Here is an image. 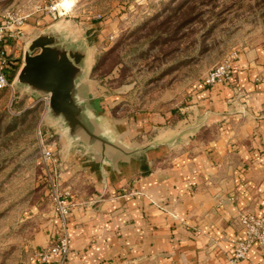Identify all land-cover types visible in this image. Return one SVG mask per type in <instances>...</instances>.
<instances>
[{"label":"crops","instance_id":"obj_1","mask_svg":"<svg viewBox=\"0 0 264 264\" xmlns=\"http://www.w3.org/2000/svg\"><path fill=\"white\" fill-rule=\"evenodd\" d=\"M40 14L28 18L26 40L13 46L4 42L18 72L28 42L48 28L39 27L46 22ZM86 63L83 89L91 113L111 116V99H102L92 64ZM235 73L233 86L204 85L188 102L197 105L186 107L193 114L180 122L146 112L123 124L110 117L105 128L124 145L141 147L149 138L161 146L117 156L103 168L94 156L71 150L58 123L47 115L46 130L55 133L59 147V182L72 186L75 201L67 220L70 254L65 264H229L244 237L237 211L264 212V50L242 52ZM239 91L244 98L237 97ZM233 97L246 109L235 108ZM126 186L130 193L121 195ZM103 194L108 198H99ZM60 225L56 217L45 235H37L36 248L46 246ZM237 264H264V245L254 244Z\"/></svg>","mask_w":264,"mask_h":264},{"label":"rangeland","instance_id":"obj_2","mask_svg":"<svg viewBox=\"0 0 264 264\" xmlns=\"http://www.w3.org/2000/svg\"><path fill=\"white\" fill-rule=\"evenodd\" d=\"M61 1L24 5L0 0V13L17 9L41 13L39 17L46 21L41 29L65 23L63 35L87 49L96 88L102 99H111L107 105L111 116L98 118L104 129L110 117L123 124L143 112L180 122L193 114L186 107L197 105L188 102L204 85H234L235 64L242 52L264 50V0H72L68 9L59 5ZM54 4L64 13L57 18L45 8ZM18 41L7 42L13 46ZM11 58L16 64L8 72L12 86L0 90V264H32L37 235H45L57 217L53 185L59 193L70 192L69 200L73 188L59 182L57 136L47 132L45 125L48 99L26 97L30 91L16 84L18 65ZM223 63L233 68L234 80L206 84L209 72ZM240 93L237 97L244 98ZM230 102L246 109L239 98ZM112 134L122 143L118 134ZM147 144L148 149L161 146L149 138L140 146ZM69 145L93 156L84 147ZM44 148L53 151L56 162L44 160ZM121 192L117 194L127 195L129 187Z\"/></svg>","mask_w":264,"mask_h":264},{"label":"water","instance_id":"obj_3","mask_svg":"<svg viewBox=\"0 0 264 264\" xmlns=\"http://www.w3.org/2000/svg\"><path fill=\"white\" fill-rule=\"evenodd\" d=\"M86 60L85 47L65 37L61 27L50 26L28 42L16 84L38 96H47L48 117L58 123L72 146L88 149L103 163L150 148L124 145L91 113L83 89Z\"/></svg>","mask_w":264,"mask_h":264},{"label":"built area","instance_id":"obj_4","mask_svg":"<svg viewBox=\"0 0 264 264\" xmlns=\"http://www.w3.org/2000/svg\"><path fill=\"white\" fill-rule=\"evenodd\" d=\"M57 7V4L51 7L45 6V8H48L47 12L56 13L54 15L55 18L64 14ZM35 8L39 9L40 6L38 5ZM30 15L31 13H24L21 9L7 10L4 13H0V90L12 86L8 72L10 69L9 63H14L5 48L4 42L10 40L18 41L24 37L25 24ZM233 77L231 65L223 63L209 72L205 83L209 85L220 82L228 84L233 81ZM43 158L47 163L56 162L53 151L48 148L43 149ZM52 191L55 212L61 221V225L53 239L51 238L52 240L46 246L34 252L31 257L32 264H65L70 254L67 220L72 213L74 203L68 199L70 192L59 193L54 185ZM236 217L244 228V237L236 243L233 256L229 259V264H237L245 259L254 244L264 245V212L257 215L245 210H238Z\"/></svg>","mask_w":264,"mask_h":264},{"label":"bare ground","instance_id":"obj_5","mask_svg":"<svg viewBox=\"0 0 264 264\" xmlns=\"http://www.w3.org/2000/svg\"><path fill=\"white\" fill-rule=\"evenodd\" d=\"M73 4V1L72 0H62L59 5L61 7H64L65 9H68L71 7V5Z\"/></svg>","mask_w":264,"mask_h":264},{"label":"trees","instance_id":"obj_6","mask_svg":"<svg viewBox=\"0 0 264 264\" xmlns=\"http://www.w3.org/2000/svg\"><path fill=\"white\" fill-rule=\"evenodd\" d=\"M9 66H10V69H12V70L16 69V64L15 63H9Z\"/></svg>","mask_w":264,"mask_h":264}]
</instances>
